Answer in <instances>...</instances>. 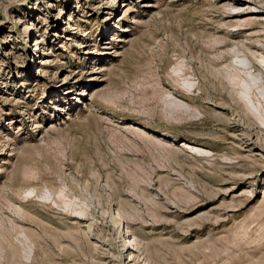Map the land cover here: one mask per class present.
I'll list each match as a JSON object with an SVG mask.
<instances>
[{
  "label": "rangeland",
  "instance_id": "rangeland-1",
  "mask_svg": "<svg viewBox=\"0 0 264 264\" xmlns=\"http://www.w3.org/2000/svg\"><path fill=\"white\" fill-rule=\"evenodd\" d=\"M245 88L264 0H0V264H264Z\"/></svg>",
  "mask_w": 264,
  "mask_h": 264
},
{
  "label": "bare ground",
  "instance_id": "bare-ground-1",
  "mask_svg": "<svg viewBox=\"0 0 264 264\" xmlns=\"http://www.w3.org/2000/svg\"><path fill=\"white\" fill-rule=\"evenodd\" d=\"M263 63V62H262ZM246 64H247V61H246ZM244 65V64H243ZM247 66V65H246ZM257 80H258V78H256ZM244 87V86H243ZM249 89V88H248ZM248 89H244L243 91H241V95H242V97L244 98V100H245V104H247L248 105V107H249V112L251 111L252 112V114L256 117V118H258L259 120H263L264 121V109H261L263 106H255L254 104H253V102L251 101V99L249 98L250 96H249V92H250V90L248 91ZM258 91H261V90H258ZM262 94V95H261ZM240 95V96H241ZM260 95H261V97L262 98H264V89H262V91H261V93H260ZM259 95V96H260ZM264 101V100H263ZM263 105H264V103H263ZM262 122V121H261Z\"/></svg>",
  "mask_w": 264,
  "mask_h": 264
}]
</instances>
